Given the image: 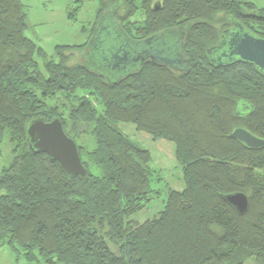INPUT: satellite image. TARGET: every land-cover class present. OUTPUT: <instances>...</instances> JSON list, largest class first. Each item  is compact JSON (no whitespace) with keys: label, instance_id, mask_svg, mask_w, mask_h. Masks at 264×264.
I'll use <instances>...</instances> for the list:
<instances>
[{"label":"trees","instance_id":"16d2710c","mask_svg":"<svg viewBox=\"0 0 264 264\" xmlns=\"http://www.w3.org/2000/svg\"><path fill=\"white\" fill-rule=\"evenodd\" d=\"M97 1L88 40L48 56L25 35L23 2L0 0V247L36 264H264V147L230 136L242 127L264 139V71L215 51L229 31L264 37V7ZM101 22L134 44L172 33L186 62L149 58L111 80L86 55ZM37 116L61 119L85 177L29 149L25 125ZM118 122L175 143L184 187ZM85 131L92 148L77 141ZM235 191L246 213L224 198Z\"/></svg>","mask_w":264,"mask_h":264},{"label":"rangeland","instance_id":"374dc122","mask_svg":"<svg viewBox=\"0 0 264 264\" xmlns=\"http://www.w3.org/2000/svg\"><path fill=\"white\" fill-rule=\"evenodd\" d=\"M21 1L24 4L27 23L29 24L25 30V35L41 46L48 56L54 55L57 44L78 45L86 42L91 34V28L96 21L98 11L97 0H81V2L78 0ZM244 1L253 2L255 9L264 7V0ZM70 13L71 16H69ZM97 27L99 28V25ZM88 53L90 55L89 65L100 72L103 71L104 66L94 60V55H97V52L91 49ZM108 72L107 77L109 79L115 80L117 78L118 73L116 70L115 72L112 70ZM118 123L119 129L130 135L134 142L150 150L151 155L154 157V164L163 169L164 177L172 188L181 189L184 187L181 167L175 155V143L166 139H153L148 133L136 129L133 123ZM77 141L80 145L82 144L88 148H92L95 143L94 135L89 131H85ZM154 204L158 208L160 203L155 201ZM0 264H36V262H29L23 257L17 259L9 247L2 246L0 247ZM244 264H255L254 258L250 257Z\"/></svg>","mask_w":264,"mask_h":264},{"label":"water","instance_id":"95a60500","mask_svg":"<svg viewBox=\"0 0 264 264\" xmlns=\"http://www.w3.org/2000/svg\"><path fill=\"white\" fill-rule=\"evenodd\" d=\"M102 25L106 27L107 24L101 22L97 33L101 32V38L103 36H107L106 32L109 33L105 43L109 41H113V43L119 41L121 45H123V43H128L126 38H121V35L115 26H110L108 24L107 26L112 30L107 31L106 29L101 30ZM232 33L233 35H231L232 38L230 39L228 44L229 46L227 48L229 55H234L235 58H238L239 60H245L251 63L253 62L258 69L264 71V37H258L252 34L250 35L247 32H238L235 30H233ZM97 38L98 37L95 33L90 45L91 49L96 52L97 49L101 47ZM153 38L154 36L150 35L143 39L144 42H137L135 44L129 41V44L141 47H145L146 45L148 47L149 44H156V50L152 49L149 51L150 49L146 48V52L138 59L150 58L158 63L166 64L171 68L175 62H181L182 51H180L174 43H171L173 39L172 33L168 36H162V38L159 37L156 40ZM161 42H165L163 44L166 46H161ZM93 43H95V46H93ZM221 44L222 43H219L218 47H220ZM175 50L179 53V55L174 58L176 61H170L167 57H164L165 55L170 56L172 53H175ZM167 51L171 53H168ZM222 54L224 55L225 51ZM95 62L97 61L95 60ZM183 62H186V60L183 59ZM25 127V138H27L29 149L35 153L45 152L49 157L56 160L61 169H63L68 175L72 177H74V175L85 177L87 170L82 164V159H80L79 147H77L76 140L66 134L59 117H53L46 121L44 117L37 116L36 118L28 121ZM230 136L231 138L239 140L243 144L245 143L250 148L256 149L264 147L263 138L253 135L248 129L242 127L233 128ZM224 198L239 213L243 214L247 212L249 200L243 192L235 191L234 193L224 195Z\"/></svg>","mask_w":264,"mask_h":264},{"label":"flooded vegetation","instance_id":"af4514ba","mask_svg":"<svg viewBox=\"0 0 264 264\" xmlns=\"http://www.w3.org/2000/svg\"><path fill=\"white\" fill-rule=\"evenodd\" d=\"M108 25V24H107ZM106 25V27H104L102 25L101 27V30L102 29H108V26ZM107 33V36H103L101 38L100 34L101 32H98L96 33V36L98 37V42L100 43V46L98 49H97V55L95 57V60L101 64V66H105V69H104V72L106 74V76L109 75V70H112L113 72H116L118 73V76H120L121 74L125 73L126 71L132 69L133 67H135L139 62L141 61H144L145 59H138L139 57L142 56V54H144L146 52V48L150 49L149 51H151L152 49L156 50L157 48L155 47L156 44H149L148 47L147 45L145 47H141V46H136V45H131L128 43H123V45L120 44L119 41L117 42H114L113 41H109V42H106V39L109 35L108 32ZM233 33L232 31H229L228 35H226V37L224 36L223 39L221 40L220 43L221 46L218 47L219 44H217L216 48H215V51H216V58L217 59H221V58H224V59H231V58H234L235 56H231L229 55V51H228V44H229V41L230 39L232 38ZM93 39V38H92ZM126 42V41H125ZM157 43H160V42H157ZM161 46H166L164 45L163 43L165 42H161ZM95 43H93V46ZM158 45V44H157ZM97 47V46H96ZM176 51V50H175ZM173 51V52H175ZM225 51V54L223 55L222 53ZM89 51L87 50V53L86 55H88ZM168 53H171L169 51H167ZM99 53V54H98ZM177 55H179L178 51H176L175 53H172L170 56H167L165 55L164 57H167L170 61L174 60L176 61L174 58L177 57ZM137 58V59H136ZM136 59V60H135ZM183 59L181 57V62L179 63H174L172 65L173 68L175 69H180L183 65H184V62H183ZM115 68V69H114Z\"/></svg>","mask_w":264,"mask_h":264}]
</instances>
